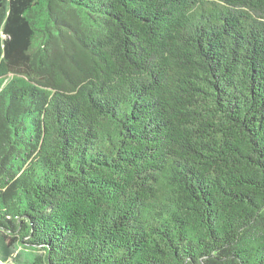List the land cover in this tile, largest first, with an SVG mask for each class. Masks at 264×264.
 <instances>
[{
  "label": "trees",
  "instance_id": "16d2710c",
  "mask_svg": "<svg viewBox=\"0 0 264 264\" xmlns=\"http://www.w3.org/2000/svg\"><path fill=\"white\" fill-rule=\"evenodd\" d=\"M264 264V0H0V253Z\"/></svg>",
  "mask_w": 264,
  "mask_h": 264
},
{
  "label": "rangeland",
  "instance_id": "374dc122",
  "mask_svg": "<svg viewBox=\"0 0 264 264\" xmlns=\"http://www.w3.org/2000/svg\"><path fill=\"white\" fill-rule=\"evenodd\" d=\"M1 254L0 264H30L37 253L21 246H15L11 249V256L9 258L2 259Z\"/></svg>",
  "mask_w": 264,
  "mask_h": 264
},
{
  "label": "water",
  "instance_id": "95a60500",
  "mask_svg": "<svg viewBox=\"0 0 264 264\" xmlns=\"http://www.w3.org/2000/svg\"><path fill=\"white\" fill-rule=\"evenodd\" d=\"M34 253L36 252V253H40V252H38L37 250H35V251H33Z\"/></svg>",
  "mask_w": 264,
  "mask_h": 264
}]
</instances>
